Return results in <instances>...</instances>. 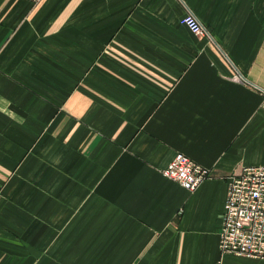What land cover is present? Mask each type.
Returning <instances> with one entry per match:
<instances>
[{"label":"crops","instance_id":"crops-1","mask_svg":"<svg viewBox=\"0 0 264 264\" xmlns=\"http://www.w3.org/2000/svg\"><path fill=\"white\" fill-rule=\"evenodd\" d=\"M262 165L264 0H0V264H264L219 249Z\"/></svg>","mask_w":264,"mask_h":264},{"label":"built area","instance_id":"built-area-1","mask_svg":"<svg viewBox=\"0 0 264 264\" xmlns=\"http://www.w3.org/2000/svg\"><path fill=\"white\" fill-rule=\"evenodd\" d=\"M27 1L38 4L42 0ZM181 23L194 35L209 36L206 28L191 13H187ZM162 175L191 192L209 177V170L177 153ZM227 181L219 249L222 254L264 259V165L237 167Z\"/></svg>","mask_w":264,"mask_h":264}]
</instances>
